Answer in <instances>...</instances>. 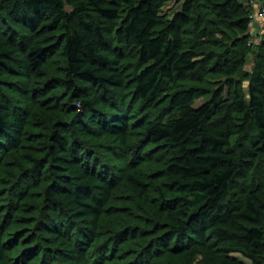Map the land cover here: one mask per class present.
<instances>
[{
    "label": "trees",
    "instance_id": "16d2710c",
    "mask_svg": "<svg viewBox=\"0 0 264 264\" xmlns=\"http://www.w3.org/2000/svg\"><path fill=\"white\" fill-rule=\"evenodd\" d=\"M176 1L181 9L170 19L161 16ZM182 1L1 0L0 170L10 155L33 168L20 169L8 182L4 218L0 208V264L124 263L120 247L126 240L108 243L101 235L120 167L112 170L96 142L125 148L135 129L143 143L169 147L162 179L152 182L156 200L142 174L130 177L158 220L157 227L148 226L166 231L158 251L207 264H247L232 256L238 253L264 264V188L238 185L264 157V64L249 98L236 92L227 106L224 87L206 99V88L180 84L188 75L214 71L233 76L251 51L235 44L215 66L212 58L199 62L195 48L210 21L202 8L243 34L250 17L240 0ZM57 55L65 64L58 82L68 118H51L45 145L32 148L25 145L30 84L47 76ZM130 58L137 59L133 72L124 68ZM200 100L205 103L197 105ZM134 107L159 116L135 122ZM144 164L140 159L138 166ZM39 187L40 202L25 209ZM25 211L26 218L16 217ZM21 221L33 227L23 236L14 230Z\"/></svg>",
    "mask_w": 264,
    "mask_h": 264
},
{
    "label": "rangeland",
    "instance_id": "374dc122",
    "mask_svg": "<svg viewBox=\"0 0 264 264\" xmlns=\"http://www.w3.org/2000/svg\"><path fill=\"white\" fill-rule=\"evenodd\" d=\"M184 1V0H183ZM182 1V2H183ZM247 9L250 17V30L243 34L238 29L232 27L227 22L209 11L202 8V13L209 21L204 24L208 35L204 39H200L195 48L197 60L203 62L207 59H213L211 66H215L223 56L229 55L228 50L232 49L235 44L240 48L245 45L251 48L250 53L246 57V61L242 65H238L233 76L227 75L226 72L214 71L204 75L193 76L188 75L182 85H198L206 88L210 94L206 99H210L212 93L224 87L222 104L229 105L233 103V96L236 92H241L246 99L249 98V87L257 76L259 65L264 64L262 51L264 52V5L260 0H240ZM1 2V0H0ZM70 10V6H67ZM181 9V3L178 1L166 4L161 12V16L170 19L174 13ZM137 65V59L130 58L124 63V68L128 72H133ZM232 65L230 61L228 66H223V70H228ZM65 64L64 59L57 55L51 64L48 74L45 78L34 79L30 84L29 93L32 96L30 108H27L26 118L29 121L27 133L29 138L26 139L25 145L31 144L32 148H41L45 145L44 137L49 130V120L52 118L54 122H63L67 120V116L63 113L62 106L66 104L65 89L60 88L58 80L64 77ZM264 72V67H262ZM52 89V91H51ZM123 94L127 97L128 102H131L132 95L129 91H124ZM205 103L204 100L197 102V105ZM131 104V103H130ZM25 112V111H24ZM158 110L142 111L134 107L131 117L135 122L141 120H153L158 118ZM36 140L30 142L28 140ZM98 153L103 160L111 164L112 170L114 166H119L120 177L115 180L114 198L108 205V212L104 218L102 226V239L110 243L111 240L118 241L126 240L120 247L121 253L124 254L125 261L122 264H134L139 259L145 264H207L203 258L198 257L191 261L184 255H169L158 251V239L166 237V231L163 227L159 229L148 226V221L156 224L157 218L150 211L147 202L141 195L134 191L130 177L135 176L137 172L142 174L145 181L148 183L150 197L156 200L154 180H161L166 163L168 162L169 147L166 145L150 146L143 143L140 129H135L132 139L128 141L127 147L122 148L117 143L110 140H100L96 142ZM22 152L34 153V151L23 150ZM10 155L3 161L0 170V208L6 209L11 202L8 197L10 180L15 174H18L20 169L33 168L30 164H25L15 156ZM140 159L145 162L144 166L139 167ZM246 182V183H244ZM262 185L264 188V157L257 160L256 166L250 171L246 181L239 180L238 185ZM239 187V186H238ZM42 187L33 189V198L25 202V209H30L31 205L40 202L37 196L40 194ZM7 211V210H6ZM2 213V218L5 217V212ZM26 218V211L23 214H18L16 217ZM34 216V215H33ZM26 221H21L15 226V232L19 236H23L27 229H32V226L26 225ZM264 231V224L261 226ZM156 230H158L156 232ZM126 237H129L126 239ZM232 256L243 260L247 264H252L238 253ZM264 261V256H263ZM121 264V262L116 263Z\"/></svg>",
    "mask_w": 264,
    "mask_h": 264
}]
</instances>
